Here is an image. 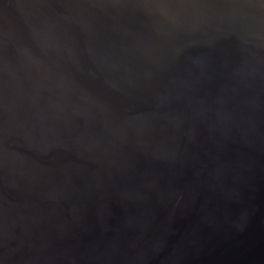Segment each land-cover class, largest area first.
<instances>
[{"label": "water", "instance_id": "obj_1", "mask_svg": "<svg viewBox=\"0 0 264 264\" xmlns=\"http://www.w3.org/2000/svg\"><path fill=\"white\" fill-rule=\"evenodd\" d=\"M0 264H264V0H0Z\"/></svg>", "mask_w": 264, "mask_h": 264}]
</instances>
